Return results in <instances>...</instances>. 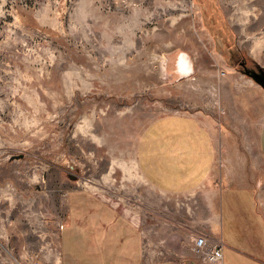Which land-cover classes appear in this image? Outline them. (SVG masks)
<instances>
[{
	"label": "rangeland",
	"instance_id": "rangeland-1",
	"mask_svg": "<svg viewBox=\"0 0 264 264\" xmlns=\"http://www.w3.org/2000/svg\"><path fill=\"white\" fill-rule=\"evenodd\" d=\"M241 59L264 70V0H0V264H59L91 197L141 220L148 262H195L215 194L160 193L138 143L154 120L191 116L224 185L263 180L264 88Z\"/></svg>",
	"mask_w": 264,
	"mask_h": 264
},
{
	"label": "crops",
	"instance_id": "crops-1",
	"mask_svg": "<svg viewBox=\"0 0 264 264\" xmlns=\"http://www.w3.org/2000/svg\"><path fill=\"white\" fill-rule=\"evenodd\" d=\"M215 141L211 129L191 116L160 117L139 140V172L160 193L203 190L208 201L215 194L216 211L209 213L206 234H201L221 247V264H264V179L224 185ZM257 146L264 163V121ZM215 183L219 185L212 188ZM82 204L87 208L82 210ZM119 209L93 197L76 201L74 220L61 231L59 264H175L148 262L141 220ZM64 236L72 245L67 250L61 249ZM80 244L89 246L78 250ZM190 264L204 263L197 259Z\"/></svg>",
	"mask_w": 264,
	"mask_h": 264
},
{
	"label": "built area",
	"instance_id": "built-area-1",
	"mask_svg": "<svg viewBox=\"0 0 264 264\" xmlns=\"http://www.w3.org/2000/svg\"><path fill=\"white\" fill-rule=\"evenodd\" d=\"M190 249L194 256L204 264H221L223 259L222 249L211 244L207 237L201 233L190 237Z\"/></svg>",
	"mask_w": 264,
	"mask_h": 264
},
{
	"label": "water",
	"instance_id": "water-1",
	"mask_svg": "<svg viewBox=\"0 0 264 264\" xmlns=\"http://www.w3.org/2000/svg\"><path fill=\"white\" fill-rule=\"evenodd\" d=\"M180 57H184L185 58L184 55H182ZM180 62H181V60L179 58V60H178V66L179 67H180ZM243 74H245L246 76H248L249 78H251L255 83H257L258 85H260L262 88H264V70L263 69H261V68H257V70L245 69L243 71Z\"/></svg>",
	"mask_w": 264,
	"mask_h": 264
},
{
	"label": "flooded vegetation",
	"instance_id": "flooded-vegetation-1",
	"mask_svg": "<svg viewBox=\"0 0 264 264\" xmlns=\"http://www.w3.org/2000/svg\"><path fill=\"white\" fill-rule=\"evenodd\" d=\"M238 63H239V67L241 68L242 71H244L245 69H250L247 67V64L244 60L241 59ZM243 75L246 76L245 74H243Z\"/></svg>",
	"mask_w": 264,
	"mask_h": 264
},
{
	"label": "bare ground",
	"instance_id": "bare-ground-1",
	"mask_svg": "<svg viewBox=\"0 0 264 264\" xmlns=\"http://www.w3.org/2000/svg\"><path fill=\"white\" fill-rule=\"evenodd\" d=\"M182 60H183L182 66L184 67V69H188V62L185 59H182Z\"/></svg>",
	"mask_w": 264,
	"mask_h": 264
}]
</instances>
